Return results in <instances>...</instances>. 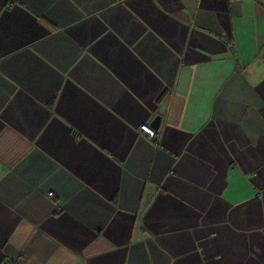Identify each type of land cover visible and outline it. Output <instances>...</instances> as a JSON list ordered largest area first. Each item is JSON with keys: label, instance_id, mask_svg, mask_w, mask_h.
I'll return each mask as SVG.
<instances>
[{"label": "crops", "instance_id": "crops-1", "mask_svg": "<svg viewBox=\"0 0 264 264\" xmlns=\"http://www.w3.org/2000/svg\"><path fill=\"white\" fill-rule=\"evenodd\" d=\"M0 264H264V0H0Z\"/></svg>", "mask_w": 264, "mask_h": 264}, {"label": "built area", "instance_id": "built-area-1", "mask_svg": "<svg viewBox=\"0 0 264 264\" xmlns=\"http://www.w3.org/2000/svg\"><path fill=\"white\" fill-rule=\"evenodd\" d=\"M141 132L147 136V138L153 139L156 135V132L154 129H152L150 126L143 125L140 128ZM50 197H53V194H50Z\"/></svg>", "mask_w": 264, "mask_h": 264}, {"label": "water", "instance_id": "water-1", "mask_svg": "<svg viewBox=\"0 0 264 264\" xmlns=\"http://www.w3.org/2000/svg\"><path fill=\"white\" fill-rule=\"evenodd\" d=\"M159 124H160V119L157 118V119L154 121V123H153V125H152V128H153V129H158V128H159Z\"/></svg>", "mask_w": 264, "mask_h": 264}]
</instances>
